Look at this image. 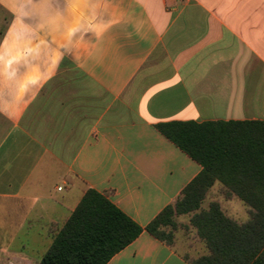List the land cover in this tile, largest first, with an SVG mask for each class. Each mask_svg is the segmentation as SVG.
Listing matches in <instances>:
<instances>
[{
  "label": "crops",
  "instance_id": "1",
  "mask_svg": "<svg viewBox=\"0 0 264 264\" xmlns=\"http://www.w3.org/2000/svg\"><path fill=\"white\" fill-rule=\"evenodd\" d=\"M0 18V264H39L88 188L143 228L105 264L207 254L144 230L201 171L155 125L264 121V0H0ZM223 192L201 207L243 221Z\"/></svg>",
  "mask_w": 264,
  "mask_h": 264
},
{
  "label": "trees",
  "instance_id": "2",
  "mask_svg": "<svg viewBox=\"0 0 264 264\" xmlns=\"http://www.w3.org/2000/svg\"><path fill=\"white\" fill-rule=\"evenodd\" d=\"M155 128L190 158L201 171L165 206L144 230L172 245L175 218L190 214L189 224L207 254L188 257L191 264H264V121H169ZM214 181L226 196L246 206L238 222L218 203H201ZM143 228L104 195L88 188L56 231L39 264H105L132 242Z\"/></svg>",
  "mask_w": 264,
  "mask_h": 264
},
{
  "label": "rangeland",
  "instance_id": "3",
  "mask_svg": "<svg viewBox=\"0 0 264 264\" xmlns=\"http://www.w3.org/2000/svg\"><path fill=\"white\" fill-rule=\"evenodd\" d=\"M1 20V18H0ZM3 23V21L0 22V24ZM1 215V213H0ZM189 217H190V214H186V215H181V216H177L175 218L176 220V224H177V228L174 232L175 235H180L182 238L184 239H191V237H196V234H195V231L193 229V227L189 224ZM1 218V217H0ZM1 228H4V225L1 226L0 225V230ZM9 229H14L13 226L9 225ZM2 243V242H0ZM25 244L27 242H24ZM30 246L26 247L23 252L24 254H30V255H33L34 257H37L39 255H41L43 253V246L42 245H39L37 246L36 243L37 242H29ZM4 244V243H3ZM21 240H17V239H14L12 241L9 242V249L10 250H13V251H20L21 250ZM187 241L186 242H183L179 245V247L182 249V250H186L188 249V246H187ZM40 257V256H39Z\"/></svg>",
  "mask_w": 264,
  "mask_h": 264
},
{
  "label": "built area",
  "instance_id": "4",
  "mask_svg": "<svg viewBox=\"0 0 264 264\" xmlns=\"http://www.w3.org/2000/svg\"><path fill=\"white\" fill-rule=\"evenodd\" d=\"M59 189H60V187H59Z\"/></svg>",
  "mask_w": 264,
  "mask_h": 264
}]
</instances>
